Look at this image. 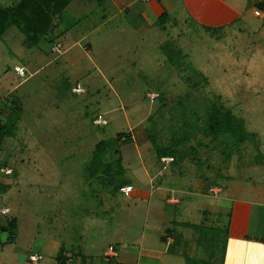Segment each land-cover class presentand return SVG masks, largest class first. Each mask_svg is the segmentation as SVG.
<instances>
[{
  "label": "rangeland",
  "instance_id": "obj_1",
  "mask_svg": "<svg viewBox=\"0 0 264 264\" xmlns=\"http://www.w3.org/2000/svg\"><path fill=\"white\" fill-rule=\"evenodd\" d=\"M19 1L0 0V4L8 8ZM76 5L52 14L53 33L50 31L47 41L53 35L61 34L62 40L68 35L79 36L85 32L82 29L99 22L101 9L96 8L98 11L93 10L86 19L82 18L85 6L83 10ZM72 15L81 22L69 34ZM190 23L172 25L167 32L158 29L149 34L154 38L146 35L144 41L128 29L122 36L128 41L127 48L122 43L112 42V46L111 38L100 39L103 30L80 39V44L69 50V39L60 49L56 44L52 50L46 42L40 45L42 40L33 44L16 25L0 34L2 118L16 116L15 102L21 100L24 105L19 128L8 127L12 134L7 133L0 145V158L7 155L10 160L2 164L14 168L8 176L13 180L11 186L6 192L0 191V206H10L11 215L19 218L16 233L28 255L38 249L33 243L36 239L56 238L65 243L66 250L81 248L88 257L87 264L186 261L185 256L181 260L173 256V251L166 254V241L160 238L162 233H169L167 228L184 236L180 231L184 226L173 224L170 217L186 219L184 207L170 205L167 222L162 224L154 207L132 196L111 193L113 186L106 181L110 174L103 176L101 172L108 162L117 170L115 160L120 156L125 170L123 179H117H127L135 188L161 183L174 190L188 187L192 191L195 178L203 177L222 187L221 196L228 188L235 197H254L264 190V40L254 42V34L245 36L242 31L228 29L219 32ZM110 29L116 41L121 39L120 31H113V26ZM160 41L167 45V57ZM87 42H92V50L85 48ZM142 45L145 48L140 49ZM169 55L176 63L177 73L173 75L164 64ZM16 65L24 66L26 74L20 75ZM99 67L105 69L104 76ZM159 70L166 74L162 82ZM78 86L86 93L76 92ZM213 104L231 112L233 121H238L235 130L216 137L208 133ZM137 121L143 123L133 129ZM239 130L243 134L237 137ZM126 135L130 140H125ZM101 140L110 143L96 176L88 170ZM157 145L175 147L184 158H159ZM190 191L185 199H179L184 206L189 205L188 213L192 207L210 211L202 216V222L215 230L220 227L222 245L227 216L221 197L205 202L206 197L195 193L191 201L187 199L192 197ZM213 206L223 212L219 214ZM193 220H200L197 211ZM143 235L151 242L144 243ZM154 240L161 254L144 252ZM111 246L119 255L108 258L104 251ZM216 246L214 241L204 253L209 255L205 251ZM197 254L200 252L193 258ZM28 255L23 257V264H61L48 253L34 263ZM4 261L13 264V257L0 253V262Z\"/></svg>",
  "mask_w": 264,
  "mask_h": 264
},
{
  "label": "crops",
  "instance_id": "obj_2",
  "mask_svg": "<svg viewBox=\"0 0 264 264\" xmlns=\"http://www.w3.org/2000/svg\"><path fill=\"white\" fill-rule=\"evenodd\" d=\"M76 3H78L79 6H77ZM72 5H76L81 9L83 8V10L85 6L83 13L84 15H82V18L86 19L89 17V13H91L93 10H97L96 8L101 9V12L99 11V22L95 23L87 30L82 29L85 31L83 34H80L79 36L68 35L66 39H69L71 42V45L67 46L68 50L75 46L76 43L80 44V39L88 38V36L101 30H103V33L98 35L100 39L102 37L107 39L111 38V44L112 42L114 44L122 43V46L127 48L128 41H125L127 39L122 36L123 32H126L128 29L130 32H133L134 34L141 37V40L144 41V37L146 35L149 39L154 38V36H150L149 34H155L158 29L162 32H167L169 27H172V25H189L190 22L191 25L194 23L195 25H198L202 28L216 30L219 32H223L224 30L228 29L242 31L245 36H248L249 33L254 34L255 37L254 39L252 38V41L254 42L255 40L256 42L264 40V0H71L68 8L71 9ZM72 17L73 19L71 20L73 21L70 20L71 25L69 26V34H72L71 32L73 31L74 27L79 25L81 22L79 18L77 19L78 16L72 15ZM111 26H113V31H120V33H122L118 36L121 37V39H117V41L114 39L112 36L113 33L110 29ZM66 39L62 40L60 37L59 41L62 40V43L61 41L58 43H61L62 45ZM152 42L155 43L154 39ZM42 43L43 42H41L40 45ZM159 43L161 44L163 41H160ZM84 45L88 47L87 50H92L94 47L92 42H87V44ZM97 46H99V44H97ZM165 47H167V45L166 43H163L161 48H163V53L167 57V51L165 50ZM134 48L136 49L134 52H136L138 48ZM141 48H145V46L142 45L140 49ZM49 49H52V47ZM170 51L171 50L168 52L170 53ZM173 55L176 56V54ZM170 60L171 59L169 55L164 64L170 67L169 74L171 73V75H173L175 74L176 68L173 61ZM42 66L43 65H41L39 69L42 68ZM98 71H101L103 76L105 75V69L100 68ZM159 74L162 76V82L164 80L163 77H165L166 74L163 70H159ZM22 82L23 81H21L19 84ZM17 85L18 84L13 85L12 89L16 88ZM83 93H86V90ZM3 99L4 98L1 97L2 104L0 109L2 106H4ZM17 99H19V97H17ZM17 99L16 101H18ZM20 102L21 100L15 102L14 104V106H21V111L15 130L19 128V123L22 117L21 113L24 111V105H22ZM95 118L97 119V117ZM95 118L94 121L96 120ZM98 118L102 117L98 116ZM2 122H7V119L2 118ZM142 123V121H137V125L134 126L133 129L141 127ZM103 124H107V122ZM26 125L28 126V123ZM131 137L133 138L132 141L135 142L133 134ZM3 157L4 158H0V163L5 161L8 163L10 162L7 155H3ZM164 157L165 156H163V158ZM5 166L12 167L9 164H6ZM7 177L8 176L0 174L1 192H6L13 182V180H9V177ZM161 177H164V175H161ZM214 185L215 184H212V181L208 178L199 177L195 178L192 185V191H190L188 187L180 190H174L171 189L172 187L164 186L160 183L155 187L153 184L144 188L141 186L135 188L133 185H130L132 186V191L130 193H125L120 189H113L111 190V193H119L128 197L132 196L133 199L137 200L138 202L147 203L149 208L154 207V214L161 217L160 220L162 224L167 222L165 219L169 211L168 207L170 205H173V207H184L185 215L187 216L186 219L177 221L176 218H173V215H170V217H172L171 222L173 224H180V226H184V230H180L184 236L182 237L179 231L173 230L172 228H167L166 231L169 233L166 235L162 233L160 236V238L165 240L167 244L164 252L167 254L170 251H173V256H180V260L183 256H185L186 261L183 262V264H191L193 262H195V264H264V190H259L256 192L254 197H235L234 195H231L232 190H229L230 188H228L223 190V194L221 196L219 195V192L222 190V187L219 185ZM189 191L192 192L190 193L192 197H186H188L187 199L191 201L194 200L193 196L195 193H201L202 197H206L207 199L205 202H207V200L209 201L212 197H221L227 216V222L222 227L224 230L222 231L224 232L222 245H220V239L218 237L220 236V227L215 230L214 226H206L202 222V216L204 215L205 217L207 213L210 214V211H208V209H197L192 207L193 210L188 213L189 205L184 206L183 201L180 200L181 198L185 199V194ZM234 192L237 195L238 191L236 192L235 188ZM159 197H161V199L156 202L154 199ZM4 206L5 205L0 206V208ZM212 208L215 209L219 214L223 212L219 206H213ZM194 211L198 212L200 217L199 221L193 220V215L195 213ZM11 217L13 216L11 215L10 211L9 215L5 218H0V221L3 225H6V219H11ZM16 218L19 220L18 217ZM172 223L170 224L171 226ZM192 231L195 232L193 233ZM17 233L15 234V237H13L11 234H9V230L5 228L0 230V253H2V255H11L13 257V264H23V257L28 255V252L26 253V248L20 244ZM217 233L218 235H216ZM179 236L181 238L180 242H178ZM143 240L144 243L148 242L147 235H143ZM214 241L217 242L216 248H213V250L210 252L205 251L207 254L209 253V255H206L204 250L210 249L209 247L211 244L213 245ZM177 242L178 244H176ZM33 243L34 247H37L38 249L36 251L29 252V261V257L35 253L41 255L48 253L49 255L55 257L58 261L57 257L61 252V249H63L65 264H87L88 262V257L87 255L83 254V250L81 248H71L73 251L66 250L64 247L65 243L59 242L56 238L52 240H48L47 238H38ZM158 244L159 243L157 240H154L150 244L154 246L149 245V248L144 252H147V254H161ZM199 244L202 245L201 248L198 247ZM172 246L174 247V250L171 249ZM114 250V252H116L115 255L111 254L112 251H108V249H106L104 251V256L108 258L118 256V250L115 248ZM197 252H200V254H197V256L193 258V255ZM42 258L40 260H42ZM76 258L78 259L76 260ZM0 264L7 263L4 261L0 262Z\"/></svg>",
  "mask_w": 264,
  "mask_h": 264
},
{
  "label": "trees",
  "instance_id": "obj_3",
  "mask_svg": "<svg viewBox=\"0 0 264 264\" xmlns=\"http://www.w3.org/2000/svg\"><path fill=\"white\" fill-rule=\"evenodd\" d=\"M70 2L71 0H20L16 5L8 8L0 4V34H3L10 25H16L19 28V30L22 33H24L27 38L31 40L33 44L38 42L40 43V41L42 40L41 42H46L49 44L50 47L53 48V46L58 43L60 35L57 37H54L53 35L54 40L48 38L47 41V36L50 34V31L52 32L53 29L52 14L61 13L64 10V8L68 6ZM85 48L88 49L86 45ZM174 65H176V63H174ZM20 111H21V106H18L15 111L17 113L16 116L14 118L12 117L7 118V122H2L1 115L3 111L1 110L0 145L3 141V138H5V136L7 135V133L12 134L11 131H9L7 128L13 127L14 129H16ZM209 118H210L209 119L210 123L207 126L208 133L213 134L214 137H216L219 134L221 135L232 132L233 130H235L234 128L236 127L238 122V121H233L231 112L223 111V109H221L216 104H213L211 106V113ZM239 132L240 134L237 133V137L243 134L242 131L239 130ZM117 135L125 136L121 133ZM126 136L127 137H125V140L128 139L130 140V135H126ZM109 143L110 142L108 140H101L99 142L97 149L94 153L95 156L91 169L88 170L91 171L92 175L98 176L99 172H101L100 170H98L97 166L101 164L100 160L103 157V155L106 154L107 149L109 147ZM117 152L120 153V150H118ZM156 152L159 158L163 156H171L173 157V160L176 159L175 156H177L179 159L184 158L183 154L178 153L177 148L175 147L173 148L171 146L170 148H162L159 147V145H157ZM115 161H116L115 164L117 170H112L113 164L111 162H108L103 165L104 170L103 172H101V174L103 173V176L104 174L107 176L110 174L109 175L110 178L107 179L106 181L109 185L113 186V189L117 190L124 185H128V182L127 179L126 180L117 179V178L123 179L122 175L124 174L125 168L122 165V157L120 156ZM5 165L6 164L3 165L2 163H0V169ZM116 172H117V176H115ZM8 215L9 213L7 215L0 214V218H5ZM6 221H7L6 225H3L2 222L0 221V230H3V228H5L9 230V234L15 237L17 218L11 217V219H6ZM57 259L61 264H65L63 249H61V252L59 253Z\"/></svg>",
  "mask_w": 264,
  "mask_h": 264
},
{
  "label": "built area",
  "instance_id": "obj_4",
  "mask_svg": "<svg viewBox=\"0 0 264 264\" xmlns=\"http://www.w3.org/2000/svg\"><path fill=\"white\" fill-rule=\"evenodd\" d=\"M58 45L55 46L56 48H59L60 49V46H61V43H57ZM56 45V44H55ZM16 71L20 74V75H25L26 73V70H25V67L24 66H16ZM74 90L76 92H84V88L78 86L76 88H74ZM0 103H1V100H0ZM1 112V110H0ZM168 159V161H172L173 160V157H165ZM14 172V169L10 166H4L0 169V174L4 175V176H9L11 175L12 173ZM121 191L125 192V193H129L131 190H132V186L130 185H124L120 188ZM10 211V208L9 207H2L0 208V214L1 215H7ZM108 251H112L111 254L115 255L116 252H114V247H109ZM109 255V254H108ZM42 258V255L41 254H38V253H35V254H32L30 256V260L33 261V262H38L40 259Z\"/></svg>",
  "mask_w": 264,
  "mask_h": 264
},
{
  "label": "clouds",
  "instance_id": "obj_5",
  "mask_svg": "<svg viewBox=\"0 0 264 264\" xmlns=\"http://www.w3.org/2000/svg\"><path fill=\"white\" fill-rule=\"evenodd\" d=\"M4 207H6V206H4ZM2 208V207H1ZM10 208V207H9ZM10 211H11V209H10ZM10 211H9V213H10Z\"/></svg>",
  "mask_w": 264,
  "mask_h": 264
}]
</instances>
